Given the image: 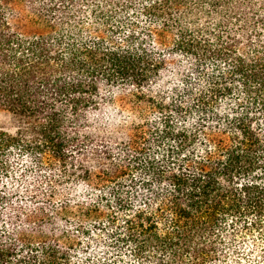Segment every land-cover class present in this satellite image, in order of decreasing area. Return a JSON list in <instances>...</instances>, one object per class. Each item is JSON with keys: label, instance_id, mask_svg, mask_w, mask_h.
<instances>
[{"label": "trees", "instance_id": "1", "mask_svg": "<svg viewBox=\"0 0 264 264\" xmlns=\"http://www.w3.org/2000/svg\"><path fill=\"white\" fill-rule=\"evenodd\" d=\"M0 264H264V0H0Z\"/></svg>", "mask_w": 264, "mask_h": 264}, {"label": "rangeland", "instance_id": "2", "mask_svg": "<svg viewBox=\"0 0 264 264\" xmlns=\"http://www.w3.org/2000/svg\"><path fill=\"white\" fill-rule=\"evenodd\" d=\"M0 127L14 132L17 129V120L10 112L0 109Z\"/></svg>", "mask_w": 264, "mask_h": 264}]
</instances>
